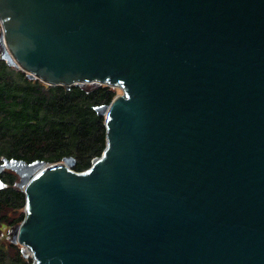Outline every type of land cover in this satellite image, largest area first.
Wrapping results in <instances>:
<instances>
[{"label":"water","instance_id":"water-1","mask_svg":"<svg viewBox=\"0 0 264 264\" xmlns=\"http://www.w3.org/2000/svg\"><path fill=\"white\" fill-rule=\"evenodd\" d=\"M0 57L94 107L83 172L4 157L32 264H264V0H0Z\"/></svg>","mask_w":264,"mask_h":264},{"label":"trees","instance_id":"trees-1","mask_svg":"<svg viewBox=\"0 0 264 264\" xmlns=\"http://www.w3.org/2000/svg\"><path fill=\"white\" fill-rule=\"evenodd\" d=\"M116 96L115 89L100 84L90 89L50 86L30 79L0 57V161L7 157L57 164L73 157L74 171L87 170L107 145L105 117L94 107L110 104ZM18 179L11 170L0 175V226L10 229L25 219L27 196L18 187ZM1 244L0 264H32L21 250L16 257ZM9 246L16 248L12 240Z\"/></svg>","mask_w":264,"mask_h":264},{"label":"rangeland","instance_id":"rangeland-1","mask_svg":"<svg viewBox=\"0 0 264 264\" xmlns=\"http://www.w3.org/2000/svg\"><path fill=\"white\" fill-rule=\"evenodd\" d=\"M98 86H99V84H97ZM101 85V84H100ZM91 86H94V85H85L84 87L86 88V89H90V87ZM116 90V93H117V96H120L121 94H122V90L121 89H115ZM60 163H64V161H61ZM19 180V179H18ZM24 214H25V208H24ZM17 227H14V228H12V229H10V228H8V226H6V225H2V226H0V244H1V242H2V244L4 245V246H2L3 247V249H4V251H8V252H10L12 255H14V256H16L17 257V253H16V251L19 249V250H21V245H18V244H15L16 245V248L14 249V248H12L11 249V247L9 246V244H10V240H11V238H12V235H13V232H14V230L16 229ZM7 236L10 238H7ZM1 244V245H2ZM11 258H14L13 256H11ZM26 259H32L31 258V256H29L28 258H26ZM31 261H33V260H31ZM33 263V262H32Z\"/></svg>","mask_w":264,"mask_h":264},{"label":"flooded vegetation","instance_id":"flooded-vegetation-1","mask_svg":"<svg viewBox=\"0 0 264 264\" xmlns=\"http://www.w3.org/2000/svg\"><path fill=\"white\" fill-rule=\"evenodd\" d=\"M85 85H95V84H85ZM85 85H75V86H85Z\"/></svg>","mask_w":264,"mask_h":264},{"label":"snow or ice","instance_id":"snow-or-ice-1","mask_svg":"<svg viewBox=\"0 0 264 264\" xmlns=\"http://www.w3.org/2000/svg\"><path fill=\"white\" fill-rule=\"evenodd\" d=\"M0 187H2V185H0Z\"/></svg>","mask_w":264,"mask_h":264},{"label":"bare ground","instance_id":"bare-ground-1","mask_svg":"<svg viewBox=\"0 0 264 264\" xmlns=\"http://www.w3.org/2000/svg\"><path fill=\"white\" fill-rule=\"evenodd\" d=\"M23 221H24V220H23ZM23 221H22V222H23ZM23 256H24V255H23Z\"/></svg>","mask_w":264,"mask_h":264},{"label":"built area","instance_id":"built-area-1","mask_svg":"<svg viewBox=\"0 0 264 264\" xmlns=\"http://www.w3.org/2000/svg\"><path fill=\"white\" fill-rule=\"evenodd\" d=\"M113 89H116V88H113Z\"/></svg>","mask_w":264,"mask_h":264}]
</instances>
